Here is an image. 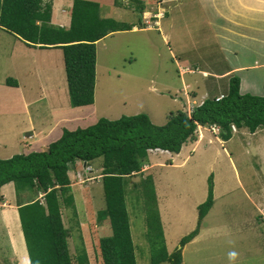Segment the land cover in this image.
Here are the masks:
<instances>
[{"label":"rangeland","instance_id":"1","mask_svg":"<svg viewBox=\"0 0 264 264\" xmlns=\"http://www.w3.org/2000/svg\"><path fill=\"white\" fill-rule=\"evenodd\" d=\"M142 1L147 11L141 14L133 0H120L123 4L115 6L108 0L101 1L104 16L134 23L139 29L119 30L97 41L94 103L89 106L70 104L60 48L44 47L46 50L41 53L35 51L38 70L46 68L43 65L46 60L52 77H40L37 82L42 81V85L36 83V89L31 88L37 80L28 63L31 56L22 52L9 61L6 58L9 55L2 48L12 44L14 38L0 31V108L5 105L14 108L9 113H0L1 158L47 148L48 144L40 146L36 137L30 139L24 133L25 129L31 130L32 125L46 132L51 129L46 134L48 142L58 139L64 127L74 129L99 117L115 119L143 112L153 123L163 124L170 113L177 110L189 113L205 98L226 90L227 77L219 79L216 91H209L210 86L202 74L203 70H228L230 60L224 59L219 45H214L211 36L206 34V28L199 26L198 14L189 17L191 24L187 28L188 23L185 26L183 18L187 16L183 10L185 1H167L158 7L152 5L155 0ZM161 7L164 9L158 17L156 13ZM252 56L254 60L264 59L260 49ZM50 61L56 62L55 67L50 66ZM185 65V73H181ZM21 71H24L21 82L30 81L27 88L30 102L25 105L26 109L17 92L5 86L6 77ZM244 77L249 79L252 88L247 90L248 83L244 84L245 93L263 94L264 67L245 70L242 80ZM188 80L192 87L186 85ZM56 84L58 88L54 92L45 93L56 88ZM44 86L46 90L42 94ZM3 87L13 92L9 100H2ZM59 105L64 110L51 114L53 107L57 109ZM197 130L199 142L196 145L195 141H188L178 153L153 149L148 152L142 170L125 178L137 264H151L146 215L155 207L167 252L180 249L181 264H264V128L250 132L231 125V136L227 140L221 138L215 125ZM101 161V157L86 165L78 161L68 172L70 189L63 195H72L73 205H66L60 198L73 264H79L77 256L83 251L89 264H101L99 239L111 234L109 219L101 213L105 204ZM145 178L153 183L155 204L146 196L153 189L152 185L141 184ZM209 180L213 205L202 219L196 236L180 247V239L197 226V206L207 197ZM41 196L42 193L38 195ZM30 198H35L34 190L22 192L12 182L0 187V264H30L17 212V203Z\"/></svg>","mask_w":264,"mask_h":264},{"label":"trees","instance_id":"2","mask_svg":"<svg viewBox=\"0 0 264 264\" xmlns=\"http://www.w3.org/2000/svg\"><path fill=\"white\" fill-rule=\"evenodd\" d=\"M133 1L137 2L135 8L139 13L145 11L142 0ZM114 4L123 3L114 0ZM50 15L51 5L43 0H0V27L29 46L60 48L69 102L72 106H89L94 103L96 42L110 32L132 26L102 17L99 3L92 0H73L67 28L49 24ZM5 83L17 86L11 77ZM214 124L224 140L231 136V125L250 132L264 128V92L241 93L240 78L232 75L222 97H207L189 113L172 112L163 124L153 123L143 112L115 119L99 117L74 129L64 127L60 137L43 150L0 157V187L12 182L22 192L34 190L35 198L17 203L30 264H73L60 198L66 205H73L72 195L63 197L70 189L69 170L78 161L87 163L99 157L105 201L101 213L109 219L111 227V234L99 239L101 264H137L125 178L142 170L150 150L178 153L183 144L197 140L198 125ZM210 181L206 199L197 206V226L180 239V247L196 236L202 219L213 205ZM144 183L153 187L149 178L141 184ZM40 193L42 196L38 197ZM154 195L153 187L146 196L155 204ZM146 224L151 264L165 261L181 264L180 249L167 252L156 207L148 210ZM77 258L79 264H89L85 251Z\"/></svg>","mask_w":264,"mask_h":264},{"label":"crops","instance_id":"3","mask_svg":"<svg viewBox=\"0 0 264 264\" xmlns=\"http://www.w3.org/2000/svg\"><path fill=\"white\" fill-rule=\"evenodd\" d=\"M92 1H96L99 3L100 14L102 17H106L101 13L102 8H103V6L101 5L102 0H92ZM167 1H178V0H155V2H153L152 5L156 4L158 7L159 5L160 6L164 5V2H167ZM183 1H185L183 10L184 12L186 11L187 13V16L183 15V18L185 19L184 25L186 26L188 23L187 28H190L191 20L189 19V17H192L194 14H198L199 26L202 25V27L206 28L205 30L206 34L211 36L212 42L214 45L216 44L219 45L218 46L219 50L221 53L224 54V59L230 60L228 70H225L222 72L207 71V70L202 71L203 76L206 77L205 81L207 82V85L210 86L209 91L211 90L216 91L218 89L216 88L217 84L221 82V80L219 79L223 77L228 78V85H229V77L232 75H238V77L240 78V92L241 93H245L243 91V85L246 83H248L247 90L252 89L249 87V81H248L249 79L244 77V79L242 80L241 76L245 70H249L251 68L264 67V59L254 60L252 56L253 54L256 55L257 49H260V52L264 53V0H183ZM43 2H49L51 5V15H50L49 24L67 28L70 24L71 7H72L73 0L72 1L71 0H52V1L43 0ZM108 2L112 4L113 6H115L114 0H111V2L110 0H108ZM135 4H137V2ZM161 9L162 10L157 9L159 11L157 14L161 13L164 7H161ZM146 11L147 10H145V12ZM193 11H196V12L192 13ZM166 15H167V11H165L164 16ZM168 21H170V18L168 19ZM127 24H131L132 30L139 29L137 25L134 23H127ZM166 26H167L166 28L169 29V24H167ZM187 28H186L187 31L191 30ZM120 30H129V29H120ZM0 31H4V33L8 34V36L10 34L14 38L13 39L14 41L12 42V44L3 46L2 48V50L6 51V53L9 55L6 57L9 61H13L16 57H18L19 53L21 54L22 52H25L28 56H31L30 61H28V63L30 65V69H32L33 67L35 74H36L34 76L37 77V80H35L31 88L35 87L36 89V83H38L39 85H42V81L37 82L39 81L38 79L40 77H44L45 79L52 77L51 75H49V72L51 71V67L48 66L46 60L43 61L44 62L43 65L46 68L43 69L42 71L38 70V67L36 64L37 61L35 59V51L37 50L38 52L41 53L43 50H46V48H40L38 46H29L21 38L6 31L5 29L1 27H0ZM118 31L119 30L110 32L106 36L113 34L115 32H118ZM106 36L102 37L101 39L105 38ZM51 48H55V47H49L47 49H51ZM40 64L41 63H39L38 61V65ZM49 64L50 66L55 67L56 62L50 61ZM29 65H28V68H29ZM186 67L187 65H185V68L183 67L184 69H182L181 73H185ZM23 72L24 71H21L19 74L13 73L12 75L8 76L11 78L13 77V79L17 81V86L6 85V83H5V86L9 88H13L14 92H17L18 97L21 98L24 108H25V105L30 102L29 100H27L29 99L27 97V90H28L27 88L29 87L28 85L30 83L28 82L30 81L21 82L20 78H21V73L23 74ZM25 74H26V70H25ZM189 82L190 81L188 80L186 85L189 87H192V84H190ZM228 85H227V88H228ZM57 86L58 84H56L55 85L56 88H53L49 93L45 92L46 86H44L42 90V94L45 92L46 94L49 95L51 92H54V90L58 88ZM40 88L42 89V86H40ZM3 89L5 90H3L4 93L2 96V100H9L8 97L12 95L11 93L13 92L8 91L5 87H3ZM63 89L65 88L62 85V90ZM226 90L224 91L226 92ZM224 91H219V92L217 91L218 95L216 97H219L222 94H224L225 93ZM60 105H59V108L57 109L54 108L56 106L55 105L50 113L55 115L63 111L64 109ZM11 106L12 105L2 106L0 108V113L1 112L9 113L11 109H14L13 106L12 107ZM22 113L26 117V114H27L26 110L22 111ZM199 127L203 128L204 126L198 125V128ZM40 129L41 128L36 129L32 125L31 130L25 129L24 133L26 134V136L28 135V138L30 139H33L34 137H36L37 143L40 146L42 145L44 146L45 144H49L51 141H53V140H50L47 142V137H46V134L49 133L51 129H49L48 132L43 131L42 129L40 130ZM25 134H24V137H25ZM58 137H55V138H58ZM197 142H199V138L195 141V145L197 144ZM156 150L160 151L161 149H156ZM86 164L88 163H84V165ZM90 171H92V169H90Z\"/></svg>","mask_w":264,"mask_h":264},{"label":"clouds","instance_id":"4","mask_svg":"<svg viewBox=\"0 0 264 264\" xmlns=\"http://www.w3.org/2000/svg\"><path fill=\"white\" fill-rule=\"evenodd\" d=\"M156 15L159 17L160 14H157V13H156ZM154 23H155V21H154ZM155 24H156V23H155ZM130 29H132V28H130ZM222 96H223V94H222L221 96H219V98L222 97ZM216 98H218V97H216ZM214 125H215V124H214ZM215 126H217V125H215ZM233 126H234V125H233ZM234 127H235V126H234ZM216 129L218 130L219 127H216Z\"/></svg>","mask_w":264,"mask_h":264},{"label":"built area","instance_id":"5","mask_svg":"<svg viewBox=\"0 0 264 264\" xmlns=\"http://www.w3.org/2000/svg\"><path fill=\"white\" fill-rule=\"evenodd\" d=\"M218 98H219V97H218ZM218 98H217V99H218ZM215 127H218V126H215ZM232 127H234V126L232 125Z\"/></svg>","mask_w":264,"mask_h":264}]
</instances>
